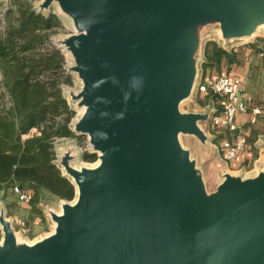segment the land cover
Instances as JSON below:
<instances>
[{
  "label": "water",
  "instance_id": "obj_1",
  "mask_svg": "<svg viewBox=\"0 0 264 264\" xmlns=\"http://www.w3.org/2000/svg\"><path fill=\"white\" fill-rule=\"evenodd\" d=\"M53 1L76 26L63 40L82 80L73 96L86 105L74 130L89 135L100 163L62 158L77 198L52 213L49 235L19 242L0 215V264H264V166L245 178L226 172L209 191L181 141L208 137L209 115L181 109L199 83L194 28L215 20L223 38L248 39L264 23V0L43 6Z\"/></svg>",
  "mask_w": 264,
  "mask_h": 264
},
{
  "label": "rangeland",
  "instance_id": "obj_2",
  "mask_svg": "<svg viewBox=\"0 0 264 264\" xmlns=\"http://www.w3.org/2000/svg\"><path fill=\"white\" fill-rule=\"evenodd\" d=\"M44 0H0V38L5 35L9 25V19L16 21V4L30 5L36 12L46 16L54 14L59 25L53 27L49 37L39 46V51L49 52L59 49L64 55L62 65L56 70L63 96L66 98L72 117L69 127L72 136L56 138L53 143L55 152L53 163L61 174L74 184L75 191L72 198L57 197L54 194L43 192L36 202L33 199L22 200L19 198L15 187L17 183L0 182V215L3 214L11 221L19 242L33 243L54 230L53 212H59L65 201L74 202L77 198V187L72 177L67 173L62 158L68 157L72 165L81 168L85 165L96 164L100 161L99 152L96 151L88 134L78 133L74 130V124L81 117L78 100L73 96L82 88V80L77 71L73 69L75 64L71 52L67 49L63 40L76 32L74 18L61 9L58 1H53L49 6H43ZM10 15V16H9ZM257 29V33L247 39H225L219 32L220 22L209 20L195 29L198 35L199 47L194 54L197 65L198 83L207 75L213 76L221 73L236 74L242 79L245 93L256 105L264 107V23ZM209 41H214L218 46L228 51L235 50L238 53V61L221 65L205 67V48ZM250 44H253L252 46ZM27 68L22 65H3L0 61V111L8 113L13 109L21 97L18 78H24ZM54 73L53 70H45L39 74L46 78ZM221 101L212 94L202 93L195 85L191 95L181 103L184 112L200 111L209 116L201 121V127L207 133L205 142L189 134H182L181 141L190 149L192 156L197 160L203 171L205 182L209 191L215 190L219 181L226 172L240 175L241 177L253 176L264 166V108L261 114L248 112L239 116V129L232 132L218 128L212 124V116L222 110ZM66 112L58 114L60 118L66 116ZM239 113L236 115V120ZM36 128L22 135L27 138L36 133ZM227 139H240L244 142L239 159L227 160L221 156L220 143ZM3 239V229L0 223V242Z\"/></svg>",
  "mask_w": 264,
  "mask_h": 264
},
{
  "label": "trees",
  "instance_id": "obj_3",
  "mask_svg": "<svg viewBox=\"0 0 264 264\" xmlns=\"http://www.w3.org/2000/svg\"><path fill=\"white\" fill-rule=\"evenodd\" d=\"M15 7L16 21L9 19L5 35L0 38V61L3 65L24 64L27 73L17 79L23 85L18 104L6 114L0 111V182L17 183L33 202L45 191L57 197L72 198L74 184L53 163L54 140L73 135L69 127L73 112L56 75L64 55L59 49L38 50L51 29L59 25V20L54 14L46 16L24 3ZM205 57V67L219 66L224 60L227 63L238 61L235 50L228 51L214 41L207 43ZM45 70L54 73L42 78L39 74ZM212 95L223 105V96ZM259 106L263 111V104ZM63 112L66 116L58 118ZM32 128H36V133L23 139L22 135Z\"/></svg>",
  "mask_w": 264,
  "mask_h": 264
},
{
  "label": "built area",
  "instance_id": "obj_4",
  "mask_svg": "<svg viewBox=\"0 0 264 264\" xmlns=\"http://www.w3.org/2000/svg\"><path fill=\"white\" fill-rule=\"evenodd\" d=\"M198 90L204 93L219 94L224 97L222 110L211 118L215 127L236 132L239 129V124L236 120L238 113H262L261 107L254 104L245 93L240 77H233L226 73L207 76L199 81ZM222 147L224 148V157L227 160H232L245 148V144L240 139L231 141L225 138L222 141ZM15 190L20 199L26 200L28 198L27 193L19 187L16 186Z\"/></svg>",
  "mask_w": 264,
  "mask_h": 264
},
{
  "label": "bare ground",
  "instance_id": "obj_5",
  "mask_svg": "<svg viewBox=\"0 0 264 264\" xmlns=\"http://www.w3.org/2000/svg\"><path fill=\"white\" fill-rule=\"evenodd\" d=\"M262 26V25H261ZM260 27V26H259ZM259 29V28H258ZM256 33V31H254L251 35H254ZM253 37V36H252ZM248 40V39H247ZM80 110H81V112L83 111H85L86 110V105H82L80 108H79ZM100 153V152H99ZM100 163V161L98 162V163H96V164H90V165H85V166H87V167H89V168H91V169H93V168H95V167H97L98 166V164ZM71 202V201H70ZM62 211H63V209H61V211H59L58 212V214H60V213H62ZM54 222V221H53ZM54 226H56V222H54ZM53 226V227H54ZM33 240H31L29 243L31 244V242H32ZM28 242V241H27Z\"/></svg>",
  "mask_w": 264,
  "mask_h": 264
},
{
  "label": "crops",
  "instance_id": "obj_6",
  "mask_svg": "<svg viewBox=\"0 0 264 264\" xmlns=\"http://www.w3.org/2000/svg\"><path fill=\"white\" fill-rule=\"evenodd\" d=\"M202 93H203V92H202ZM208 94H209V93H208ZM242 114H246V113H239L238 118H237V121L239 120V116L242 115ZM229 140L234 141L233 139H229ZM220 151H221V156L225 159V157H224V148L222 147V143H220ZM241 153H243V152H240V154H241ZM237 157H238V158H237ZM237 157H236V158L239 159V157H240L239 154H238ZM236 158H234V159H236ZM237 159H236V160H237ZM232 160H233V159H232Z\"/></svg>",
  "mask_w": 264,
  "mask_h": 264
}]
</instances>
